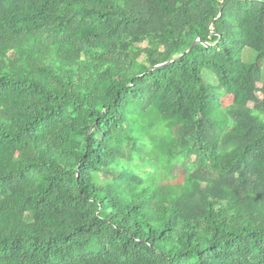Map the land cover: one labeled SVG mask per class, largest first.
<instances>
[{"label": "trees", "instance_id": "trees-1", "mask_svg": "<svg viewBox=\"0 0 264 264\" xmlns=\"http://www.w3.org/2000/svg\"><path fill=\"white\" fill-rule=\"evenodd\" d=\"M0 264H264V0H0Z\"/></svg>", "mask_w": 264, "mask_h": 264}, {"label": "rangeland", "instance_id": "rangeland-1", "mask_svg": "<svg viewBox=\"0 0 264 264\" xmlns=\"http://www.w3.org/2000/svg\"><path fill=\"white\" fill-rule=\"evenodd\" d=\"M243 54L249 55L248 59H246L244 56L243 60L245 62L251 63V62L255 61V59H256V53L251 49H244ZM204 76H205L206 80H208V82L210 81V83H212L215 86L218 85L216 78L214 77V75L210 71L206 70L204 73ZM232 100L233 99H232L231 95L224 96V98L222 100L224 107L225 108L230 107L232 105ZM252 107H253V105H252Z\"/></svg>", "mask_w": 264, "mask_h": 264}, {"label": "water", "instance_id": "water-1", "mask_svg": "<svg viewBox=\"0 0 264 264\" xmlns=\"http://www.w3.org/2000/svg\"><path fill=\"white\" fill-rule=\"evenodd\" d=\"M224 3H225V0H222V4L224 5ZM223 9V8H222ZM221 9V10H222ZM200 43V41L198 40V41H196L194 44H193V46H192V48L189 50V52H191L198 44ZM174 61H176V60H173V61H171V62H168V63H166V64H162V65H158V66H155V67H153L152 69H157V68H160V67H165V66H168V65H170V64H172Z\"/></svg>", "mask_w": 264, "mask_h": 264}]
</instances>
